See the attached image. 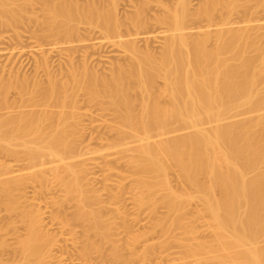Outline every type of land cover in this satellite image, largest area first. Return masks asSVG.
Returning a JSON list of instances; mask_svg holds the SVG:
<instances>
[{
    "label": "bare ground",
    "instance_id": "obj_1",
    "mask_svg": "<svg viewBox=\"0 0 264 264\" xmlns=\"http://www.w3.org/2000/svg\"><path fill=\"white\" fill-rule=\"evenodd\" d=\"M0 1L3 4L0 8L2 26L18 25L27 1L22 0L23 4L19 0L23 5L18 0ZM55 1L43 2L47 8L49 34L45 33L46 37L55 36L56 40L70 42L75 30L82 23L87 24L93 27L92 31L98 28L102 34L100 37L107 39L112 46L123 48L128 61L112 64L109 72L99 73L86 63L79 70L71 59L67 73L63 71L67 76L64 82H59L47 65L46 85L38 80L31 82L29 78L10 80L7 84L9 88L14 86L18 89V99L14 102L5 99L0 109L19 110L13 114L8 110L5 116L0 114V139H18V145L25 147L26 157L32 163L45 155H52L63 162L72 153L70 136L73 132L70 127L78 122L73 109L78 107V96L83 92L88 100L105 104L113 110L121 124L116 126L119 133L122 127H127L132 133L142 135H139L142 139L139 155L134 161L137 168L161 176L169 169L170 161L179 167L189 184L200 189L206 210L226 237L220 244L222 254L218 259L221 263L264 264V248L259 245L260 237L264 236V170L248 176L249 171L256 170L264 161V114L257 119L218 125L207 131L198 129L204 122L221 121L224 115L237 107H248V112L264 108L263 35L257 33L258 24H249L257 22L253 18L254 13L244 20L247 25L239 28L228 27L231 22L225 18L211 42L209 31L200 37L186 31L192 0H178L171 13L163 18L172 33L162 54L155 56L149 51L138 54L140 50L134 40L123 36L125 23L115 10L121 0H107L113 7L104 4L105 8L94 0L86 2L88 6L73 0H68L69 3L66 0ZM237 2L239 5L244 3L240 6L242 10L250 11V7L245 5L249 0H229L228 8L232 7L229 3L234 5ZM9 3L18 6L11 7ZM216 3L211 0L200 7L197 16L212 23ZM141 6H136L138 12L145 8ZM138 17L139 14L131 17L136 25ZM127 29L131 30L130 27ZM253 51L255 54H251ZM87 56L85 53V58ZM160 79L164 86L157 89ZM260 84L262 87L259 89ZM32 105L43 109L38 112L22 109ZM176 124L195 130L171 138L159 136L156 142H150L152 133L159 131L162 136L172 131ZM10 140L7 141L11 144L8 148L13 145ZM66 168L71 174L66 181L69 190L77 196L82 212L80 217H93V212L87 209L91 196L77 170L70 165ZM201 175H206L208 181L202 182ZM147 178L143 176L140 179L141 185L143 189L152 190L156 183ZM163 179L162 184L167 186L169 181ZM22 180L4 181L6 186H2L0 194H8L9 187L22 183ZM172 190L169 191L168 202L175 209L183 196ZM216 190H219V195H216ZM30 220V228H34L36 219ZM92 229H97L96 221ZM40 239L32 234L24 241L26 255L40 253Z\"/></svg>",
    "mask_w": 264,
    "mask_h": 264
},
{
    "label": "rangeland",
    "instance_id": "obj_2",
    "mask_svg": "<svg viewBox=\"0 0 264 264\" xmlns=\"http://www.w3.org/2000/svg\"><path fill=\"white\" fill-rule=\"evenodd\" d=\"M24 1H27V5L18 0L24 8V15L19 17L22 22L6 27L0 21V106L5 99L9 102L18 99V89L14 86L9 88L7 84L16 77L29 78L31 82L38 80L46 85L48 70L59 82L66 81L65 74L71 59L79 70L86 63L99 73L109 72L112 64L128 61L123 48L112 46L107 39L100 37L102 34L98 28L92 31L93 27L87 24L79 25L70 42L56 40L55 36L46 37L45 33L49 34L46 27L47 8L43 2L47 0ZM89 1L73 0L84 6ZM94 1L98 6H103L101 8H105L104 4H111L107 0ZM97 1L103 3L100 5ZM214 1L217 5H214L212 23L207 18L197 16L198 9L211 0L191 1L186 31L194 37L209 31L212 36L210 41L213 42L225 18L231 22L228 27L239 28L254 13L253 18L257 22L249 24H258L257 33L263 35L264 45V0H249L248 5H245L252 9L249 8L251 12L240 8L244 1L241 5L242 1L234 5L229 3L233 9L227 6L229 0ZM177 2H117L116 14L125 23L122 34L134 40L140 50L138 54L143 55L147 51L155 56L162 54L172 33L163 18L171 13ZM236 4L239 7H235ZM2 5L0 1V8ZM143 5L145 8L138 12V6ZM110 7H113L112 4ZM136 14H139L138 25L131 19ZM85 53L88 54L87 58ZM127 55L130 56L129 53ZM163 86V80L160 79L157 89ZM261 87L262 84L258 86L259 89ZM242 108L231 109L221 121L204 122L197 128L207 131L218 125L257 119L264 114V108L255 112H248V107ZM22 109L38 112L43 108L32 105ZM8 110L12 108L0 109V114L5 116ZM18 110L16 108L9 114ZM73 110L78 115V122L70 127L73 132L70 136L72 153L63 162L52 155H45L32 163L26 157L25 147L18 145V139H7L14 145L10 149V143L2 137L0 139V190L6 186L4 181L23 179L22 183L9 187L8 194H0V264H223L218 256L222 254L220 244L226 237L217 229L206 210L200 189L186 181L179 167L169 161L171 165L165 172L166 176L142 171L134 162L142 142L140 134L137 136L127 127H122L119 133L116 126L121 124L112 109L88 100L80 92L78 107ZM188 127L176 124L172 126V131L162 136L159 131H155L150 142H156L159 136L171 138L195 130ZM67 165L77 170L86 192L91 196L87 209L93 212V217H80L82 212L78 207L77 196L69 190L66 181L71 178ZM262 170L264 161L256 170L249 171L248 176H254ZM143 176H148L147 179L156 183L152 190L143 189L140 182ZM163 178L169 181L167 186L162 184ZM208 179L206 175L200 176L202 182ZM172 189L183 196L179 198L180 205L175 209L168 202V194ZM215 192L216 195L220 193L219 190ZM30 219H36L34 228H30ZM95 221L97 229L93 230ZM32 234L41 238L42 245L39 254L28 256L24 241ZM259 240V245L264 248V236Z\"/></svg>",
    "mask_w": 264,
    "mask_h": 264
}]
</instances>
